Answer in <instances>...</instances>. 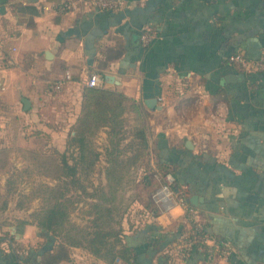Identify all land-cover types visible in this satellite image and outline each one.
<instances>
[{"label": "crops", "instance_id": "obj_1", "mask_svg": "<svg viewBox=\"0 0 264 264\" xmlns=\"http://www.w3.org/2000/svg\"><path fill=\"white\" fill-rule=\"evenodd\" d=\"M61 1L0 0V113L13 110L32 129L48 122L42 113L51 85L68 72L55 93L64 107L53 111L70 127L87 78L99 75L103 87L142 104L155 154L161 144L189 151L191 163L182 168L191 172L187 201L206 230L232 247L228 258L207 264H264V72L244 75L224 61L235 49L249 56L264 50V0H124L110 13L89 0H71L73 9L62 11ZM146 28L155 37L141 49ZM105 74L118 84L106 83ZM22 97L30 100L26 111ZM151 98L158 108L146 106ZM7 192L1 184L0 264H15L16 255L30 260L20 264H106L90 254L84 261L70 247L28 258L43 240L34 223L16 217ZM193 195L201 198L196 205ZM150 210L141 206L137 229L151 222L160 233L182 234L153 256L149 247L138 249L142 264H160L161 254L166 264H205L177 254L190 226L186 212Z\"/></svg>", "mask_w": 264, "mask_h": 264}, {"label": "trees", "instance_id": "obj_2", "mask_svg": "<svg viewBox=\"0 0 264 264\" xmlns=\"http://www.w3.org/2000/svg\"><path fill=\"white\" fill-rule=\"evenodd\" d=\"M96 10L104 13L115 12ZM146 31L155 34L153 29L146 28L139 32V35ZM154 37L147 45L140 44L139 47L147 49ZM235 54H241L246 58H257L260 53L249 56L235 49L224 57L226 65L234 66L229 62V58ZM242 73L252 75L263 72ZM131 113L133 117L129 131L127 130L128 115ZM100 130H104L107 139L106 183L104 186L92 185V192H86V186L80 177L86 179L98 160L99 152L94 148L92 141ZM148 134L146 114L141 103L129 98L117 88L86 85L82 88L79 111L68 132L67 149L72 148L74 152L70 154V158L66 157L67 150L60 152L58 160H53V178L57 182L51 187H46L45 193L48 194L44 198L46 204L33 214L35 216L33 222L45 242L37 249H30L28 258L40 256L43 260L47 254L68 246L84 248L90 255L106 264H113L116 261L124 264H142L138 249L149 247V253L153 256L163 250L166 244L180 237L182 231L160 233L157 231V225L151 222L145 223L142 228L136 230H125L122 226V220L129 206L127 199L123 198L122 191L130 181L128 176L131 170L138 165L148 148ZM25 151L32 153L31 150ZM175 151H178L179 155ZM188 152L185 148L177 150L161 144L158 145L155 155V168L163 175L170 173L174 178L173 189L184 194L187 200L188 195L193 192L190 185L191 172L188 169L182 170L186 164L191 163L190 157L186 155ZM125 153L128 154L124 155ZM71 186L74 187L71 191L79 190V194L75 196L69 194ZM82 193L91 198L86 210L89 220L88 224L78 225L70 220L69 214L72 206L79 202ZM150 208L151 213L156 215L158 210L152 200ZM189 240L192 241V247L185 260L190 262L195 257L203 259L205 251L191 235L190 228L187 230L184 242ZM13 258L15 264H20L19 261H28L26 263L30 261L19 255ZM167 260L165 254L159 255L160 264H166Z\"/></svg>", "mask_w": 264, "mask_h": 264}, {"label": "rangeland", "instance_id": "obj_3", "mask_svg": "<svg viewBox=\"0 0 264 264\" xmlns=\"http://www.w3.org/2000/svg\"><path fill=\"white\" fill-rule=\"evenodd\" d=\"M57 95L59 94L52 93L48 99L49 107L42 113L44 118L49 121H40L39 123L43 124H39L34 129L29 127L26 120L17 118L13 110L0 113V144L5 146L0 145V185L4 184L7 187V196L11 201L10 208L15 203L19 207V210H15V215L24 218L23 221L28 219L34 223L35 216L33 214L40 211L46 204L44 198L48 194L45 193V189L57 182L53 178V164L59 158L58 153L67 150L66 157L70 158V154L74 152L72 148L67 149L70 127L64 123L63 115L59 116L53 111V109L56 110L55 108L63 109L64 107L63 101ZM132 117V113L128 115L127 130L129 131ZM92 142L94 148L99 152V156L88 177L86 179L83 176L80 177L86 186V192H92V185L93 187L104 186L106 183L105 167L107 163L105 151L107 139L104 130H100ZM25 150H31L32 153ZM155 155L154 150L148 145L138 165L131 170L128 176L130 181L127 182L122 191L123 198L127 199L129 204L126 215L122 220V226L125 230H136L140 226L143 221L140 212L141 206L151 207V195L161 183L163 174L155 168ZM68 161L71 162L70 159ZM73 189L74 187L71 186L69 194L73 196L79 194V190L71 191ZM90 201L91 198L86 194L82 193L80 195L79 202H76L70 210L69 218L72 222L78 225L88 224L89 217L86 210ZM157 210L159 209L157 208ZM15 211L10 209L7 215L9 212L14 213ZM42 240L44 243L45 239L43 237ZM66 248L69 247L63 246L60 249L65 250ZM70 250L72 253L75 251L82 254V257L85 256L82 259L88 261L89 252L86 249L70 247ZM75 257L73 256V258ZM91 257L93 256L91 255ZM67 258L69 260L70 256ZM117 262L124 264L120 261Z\"/></svg>", "mask_w": 264, "mask_h": 264}, {"label": "built area", "instance_id": "obj_4", "mask_svg": "<svg viewBox=\"0 0 264 264\" xmlns=\"http://www.w3.org/2000/svg\"><path fill=\"white\" fill-rule=\"evenodd\" d=\"M92 8L99 10H119L124 6V0H89ZM62 11H70L74 7L71 0H63L59 3ZM154 34L146 31L140 36L142 46L147 45L152 40ZM229 62L238 68L241 72H264V50L260 52L257 58H246L241 54H235L229 58ZM70 79L67 72L64 78L55 80L51 85V91L59 92L65 80ZM86 86L103 87L104 81L97 74H90L86 80ZM161 183L151 195L153 204L161 212H166L174 207H179L188 214L189 228L191 235L205 251L203 262L205 264L213 262L218 257L228 258L232 253L231 244L227 240L217 238L211 232L207 231L197 210L193 209L184 194L173 189L174 178L170 173L161 176ZM192 247V241L189 240L178 247L177 254L186 258Z\"/></svg>", "mask_w": 264, "mask_h": 264}, {"label": "water", "instance_id": "obj_5", "mask_svg": "<svg viewBox=\"0 0 264 264\" xmlns=\"http://www.w3.org/2000/svg\"><path fill=\"white\" fill-rule=\"evenodd\" d=\"M104 80L108 84H118V81H116L115 78H114V76L111 75V74H105L104 75ZM20 101H21L22 107H23L22 110L23 111L28 110L29 107H30V100L27 99V98H25V97H22L20 99ZM156 102L157 101L154 98L146 99L145 100L146 106H148L151 109L158 108V106L156 105ZM186 147L187 148H191V143L189 141L186 142ZM200 200H201V198L199 196H197V195H193L189 199L190 203H192L194 205H196L198 203V201H200Z\"/></svg>", "mask_w": 264, "mask_h": 264}]
</instances>
